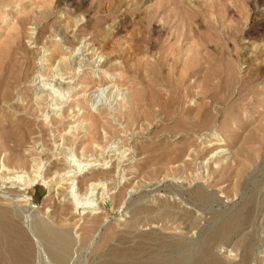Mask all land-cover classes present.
I'll list each match as a JSON object with an SVG mask.
<instances>
[{
    "label": "rangeland",
    "instance_id": "1",
    "mask_svg": "<svg viewBox=\"0 0 264 264\" xmlns=\"http://www.w3.org/2000/svg\"><path fill=\"white\" fill-rule=\"evenodd\" d=\"M190 1L0 0V209L28 264H57L41 223L63 264H264V0ZM184 70L182 119L141 118Z\"/></svg>",
    "mask_w": 264,
    "mask_h": 264
},
{
    "label": "bare ground",
    "instance_id": "2",
    "mask_svg": "<svg viewBox=\"0 0 264 264\" xmlns=\"http://www.w3.org/2000/svg\"><path fill=\"white\" fill-rule=\"evenodd\" d=\"M190 2H192V0ZM172 60H174V57L172 58ZM170 62H169L170 63L169 67L170 66L173 67L175 62L174 61H170ZM141 63H142L141 65H145L147 67L155 66L159 70L161 69L160 67L164 65L162 60L154 61V62L146 60L145 62H141ZM195 73L196 70L185 71L182 72L180 76H178L175 79L170 74L162 78L160 77L161 73H159V71L156 70V74L157 75L160 74V76H157L156 80L152 82V86H150L151 88L149 89L150 91H148L149 95L144 94L145 92L141 94V118L143 117L149 118L151 116V118L153 117L155 119L162 115L164 120H169V119L173 120L174 118H179V120H181L189 109L185 105V103L187 98H189L191 95L189 91V85H186V83L190 79V77H192V75H194ZM160 87H163L164 88L163 90L165 92H168V94L170 95L167 96H164L165 94L162 95L163 93L162 94L160 93L161 92ZM201 106L203 107L204 105L202 104ZM23 132L24 134L22 133L21 135L26 134L25 130ZM10 135L11 134L7 135V137ZM15 177L17 179V176ZM19 177L20 176H18V178ZM228 224L231 223L229 222ZM37 231L41 237H43L50 243L51 245L50 248L53 250L54 253L53 256L57 264H63L64 260L61 252L65 251L69 245L68 244L69 234L67 233V231L59 228L58 229L54 227L52 228L46 223L39 224L37 227ZM26 237L22 232V230L16 224L11 223L7 215L4 213V211L0 209V264H28V253H29L30 245ZM197 264H223V263L212 254L206 253L199 259Z\"/></svg>",
    "mask_w": 264,
    "mask_h": 264
}]
</instances>
